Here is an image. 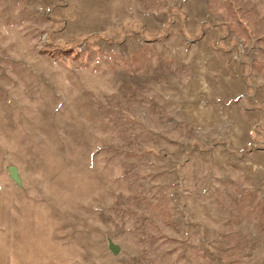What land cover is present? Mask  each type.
<instances>
[{
	"label": "rangeland",
	"instance_id": "obj_1",
	"mask_svg": "<svg viewBox=\"0 0 264 264\" xmlns=\"http://www.w3.org/2000/svg\"><path fill=\"white\" fill-rule=\"evenodd\" d=\"M0 209L15 264H264V0H0Z\"/></svg>",
	"mask_w": 264,
	"mask_h": 264
},
{
	"label": "crops",
	"instance_id": "obj_2",
	"mask_svg": "<svg viewBox=\"0 0 264 264\" xmlns=\"http://www.w3.org/2000/svg\"><path fill=\"white\" fill-rule=\"evenodd\" d=\"M4 213V214H3ZM11 212L6 211L2 212L0 209V226L8 227L11 224ZM1 236V235H0ZM8 233L5 236L0 238V264H15L14 258L12 256V243H10Z\"/></svg>",
	"mask_w": 264,
	"mask_h": 264
},
{
	"label": "water",
	"instance_id": "obj_3",
	"mask_svg": "<svg viewBox=\"0 0 264 264\" xmlns=\"http://www.w3.org/2000/svg\"><path fill=\"white\" fill-rule=\"evenodd\" d=\"M9 174H10V178L15 181L17 184H21V179L19 176V172L18 169L14 166L9 167L8 169ZM110 249L111 251L117 255L120 251L119 247H117L116 245H114L113 243L110 244Z\"/></svg>",
	"mask_w": 264,
	"mask_h": 264
}]
</instances>
